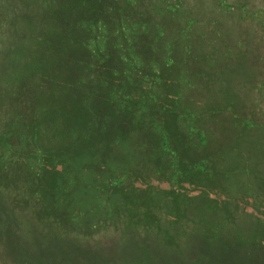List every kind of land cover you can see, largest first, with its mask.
Returning a JSON list of instances; mask_svg holds the SVG:
<instances>
[{"label":"rangeland","instance_id":"rangeland-1","mask_svg":"<svg viewBox=\"0 0 264 264\" xmlns=\"http://www.w3.org/2000/svg\"><path fill=\"white\" fill-rule=\"evenodd\" d=\"M93 1L0 0V264H264V0Z\"/></svg>","mask_w":264,"mask_h":264},{"label":"trees","instance_id":"trees-1","mask_svg":"<svg viewBox=\"0 0 264 264\" xmlns=\"http://www.w3.org/2000/svg\"><path fill=\"white\" fill-rule=\"evenodd\" d=\"M104 1L108 5H110V6H113L114 3L115 4L117 3V0H113V1H111V0H99V1L98 0H95L92 3H90V4H91V6L94 5V4L96 5V10H97V13L98 14H102L101 16H103V17L105 16V17L111 18L110 14H109V10L107 12V10L105 11L102 8ZM119 4L120 3L118 2L117 5H119ZM84 11L87 13V12H90V9L85 6L84 7ZM104 19L106 20L105 23H107L108 25H110V27H112V28H110V29L107 30V31H110V33L112 34V37H105V39H109L110 40L109 43H108V45L104 46V49H103V52H102V55H104V57L106 56V60H107L106 68H107V70L104 73L100 74V76L99 75H96L95 74L96 72H88L90 70L88 64L90 63V67H93L92 66V63H91L93 61L90 60V53L91 52L89 51V49H87L88 46L84 45L85 41L83 43L82 42V38H80V39L78 38L76 40L69 41V44L71 42V46L77 45L79 47V50H83L84 53H86V57L88 59V63H86L85 66L82 67V69H87V72L88 73L85 76H83V79H81L80 81L81 82H84V83L85 82L86 83H89V82H91V80L98 81V82H101L102 81L103 85H105L104 86L105 92L103 94L104 97L102 98L101 103H103V102L106 103V101H108V104H110L111 101L107 98V93H110L111 87L116 86V85H114L115 84L114 83V79L118 83L121 82V80H123V78H121V76H120L122 74V70H123V69L120 68V65H121V62H122V59H123L122 57H123V55L125 54L126 51H128V53H133L138 48L139 44H137L135 41H132V39H130V40L127 41V40H125L123 38L113 37V36H115L117 34V29L113 26L112 20H107L106 18H104ZM114 24H116V23H114ZM141 28L144 29V33L151 32V36H152V34H154V31L160 32V29H161L160 26H158V25L157 26H154V27H151V26H148L147 27V26L142 25ZM81 32H83V31L81 30ZM164 39H165L164 37L158 38L157 39V42L154 43L152 41L149 44L142 42L141 44H147V46H145V47H143L141 49L142 50H146L145 53L148 54V56H150L151 58H155V61H157L158 63H161L160 61H158V59L156 57V54L158 53L159 55H161L160 51L162 50V52H164V50L161 49L160 47H159V50H155V47L156 46L154 44L158 45L159 44L158 41H160L161 43H163L164 42ZM115 43H118V46H115ZM161 43H160V45H161ZM175 44L176 43H174V46H175ZM165 47L167 49L168 48V45H166ZM32 49L33 50L36 49V46L33 45V48ZM52 52H54V51H52ZM148 62H153V61L148 58L146 60V63L145 64H148ZM96 65H98V64H96ZM99 68H100V66H99ZM116 72H118V73H116ZM149 73H152L151 68H149ZM106 74H107V78L105 80V75ZM137 74L135 75L136 77H138ZM139 75H141V74H139ZM74 76H76V74H74ZM155 76L160 77L161 76V73H156ZM123 83L125 84V81L124 80H123ZM138 84H139V82L138 81H135V83L133 84V86H139ZM129 88H130L129 85H127V86L123 87L122 90H125V91L132 90L131 88L130 89ZM127 89H129V90H127ZM64 91L65 90H62V92H64ZM60 94H59V96H60ZM64 95L65 94L62 93L61 94V97H64ZM61 97H57V99L58 98H61ZM47 98H50V96L48 95ZM86 108H87L86 102H83V106H80L81 111H79L76 114V117H77L78 120H84V119L86 120ZM100 109L103 111V109L105 110L106 108L100 107ZM189 112H191V110H189ZM172 113H174V112H172ZM154 127L156 129H159V125H155ZM91 132H94V131H90L89 134ZM71 137L72 138L69 140V138H67L65 136V139L69 140L68 144L65 142V139H63V137H58L57 138L56 141H58V142H61L62 141L61 147L64 148L62 151H58L57 154H64V156H65L67 154V151L69 150V148H72V147L75 146L76 141H73L72 140L73 139V133L71 134ZM90 139H92V135L90 137L88 136V138H84L83 140H84L85 143H88V141ZM77 141H79V140H77ZM79 142H81V141H79ZM49 153H52L51 149L47 153H45V154H49ZM46 157L48 158V155H46ZM59 228L62 230L61 227H59Z\"/></svg>","mask_w":264,"mask_h":264}]
</instances>
